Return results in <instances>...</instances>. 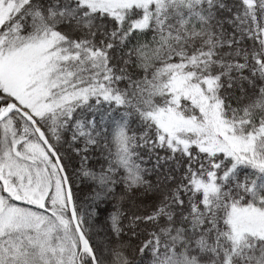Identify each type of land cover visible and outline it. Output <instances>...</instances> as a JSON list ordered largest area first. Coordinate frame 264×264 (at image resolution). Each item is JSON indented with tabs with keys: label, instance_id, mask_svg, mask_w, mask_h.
Segmentation results:
<instances>
[{
	"label": "snow or ice",
	"instance_id": "1",
	"mask_svg": "<svg viewBox=\"0 0 264 264\" xmlns=\"http://www.w3.org/2000/svg\"><path fill=\"white\" fill-rule=\"evenodd\" d=\"M0 264H264V0H0Z\"/></svg>",
	"mask_w": 264,
	"mask_h": 264
}]
</instances>
